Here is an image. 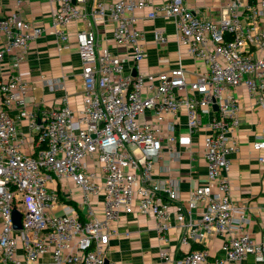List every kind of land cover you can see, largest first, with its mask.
Masks as SVG:
<instances>
[{
  "label": "built area",
  "instance_id": "built-area-1",
  "mask_svg": "<svg viewBox=\"0 0 264 264\" xmlns=\"http://www.w3.org/2000/svg\"><path fill=\"white\" fill-rule=\"evenodd\" d=\"M16 1L20 6L25 0ZM48 1L54 32L63 41L69 40L68 24L86 25L76 34L83 106L75 111L64 98L59 108H33L20 68L44 29L16 11L0 19V62L11 60L10 76L0 74V264H43L47 255L54 264H116L108 253L121 213L149 217L162 240L178 229L183 255L176 264H243L250 255L264 264V232L260 240L252 237L247 210L232 200L224 176L238 150L240 104L232 91L245 88L264 108V0H227L218 20L198 16L185 0H163L157 7L154 0ZM141 12L173 21L179 45L204 63L195 80L181 62L159 73L140 70L146 58ZM107 20L136 75L126 71L122 55L100 45L94 26ZM167 39L163 30L154 31L157 43ZM183 111L187 137L177 133ZM22 120L29 138L20 132ZM202 130L207 183L183 200L175 184L155 178V164L165 148L190 145ZM253 149L264 168V126ZM67 182L79 191V205L55 214L60 195L49 184ZM201 205L204 211L194 220L191 211ZM14 209L22 214L21 230L13 228ZM217 236L224 258L191 249L192 242L205 245ZM159 255L172 260L168 251Z\"/></svg>",
  "mask_w": 264,
  "mask_h": 264
},
{
  "label": "crops",
  "instance_id": "crops-1",
  "mask_svg": "<svg viewBox=\"0 0 264 264\" xmlns=\"http://www.w3.org/2000/svg\"><path fill=\"white\" fill-rule=\"evenodd\" d=\"M163 0H154V6H159ZM227 0H185L186 5L198 16L206 19L218 20ZM93 3L90 0V4ZM19 12L27 21L41 26L44 31L30 46L26 60L20 68V75L28 87L29 100L33 108H59L64 98H68L71 107L79 111L83 106L84 88L82 80V61L76 40V34L84 30L86 25L72 22L65 28L69 36L63 41L54 32L53 14L48 0H25L17 6L16 0H0V19L9 12ZM139 28L144 31L146 58L141 64L144 73H159L176 68L181 62L190 80H195L199 72L204 69V63L192 57L185 47H181L177 40V30L173 21L163 15L149 19L141 12ZM161 29L167 35V42L157 43L154 31ZM101 46L108 47L113 53L123 56L127 72H133L132 62L128 57V50L116 45L114 24L110 20L94 26ZM7 57L0 62V74L3 78L10 76ZM240 104V124L234 133L238 150L229 156L231 165L224 176L231 186V198L243 205L250 218L249 232L256 240H260L264 232V168L258 162L257 153L253 149V142L257 140L261 128L264 126V108L251 97L245 88L232 91ZM150 115V113H148ZM22 134L29 138L28 122H19ZM177 133L187 137V119L185 112L180 113ZM207 131L202 130L192 136L190 145L179 143L174 150L165 148L155 164V178L167 180L177 186L181 198L185 200L192 188L207 183L208 167L205 160L204 140ZM31 150L32 145L28 143ZM57 186L60 195V205L53 213L63 214L66 205L78 207L79 191L70 182L49 187L55 190ZM186 209V201H182ZM98 216L102 217L103 207L101 196L97 199ZM204 211L201 205L191 211L194 220L199 219ZM85 216V212L83 211ZM86 219V217H85ZM175 220H172L175 226ZM110 237V251L108 260L116 264H176L183 252L181 250L178 229H172L167 240H162L155 229L153 221L136 213H121L113 223ZM223 240L213 237L207 244L192 242L194 246L206 249L210 259L224 258L222 251ZM191 244V246H193ZM192 248V247H191ZM162 250L172 255L167 262L160 257ZM21 253V250L19 251ZM43 264H54L47 255L41 259ZM243 264H261L252 255Z\"/></svg>",
  "mask_w": 264,
  "mask_h": 264
},
{
  "label": "water",
  "instance_id": "water-1",
  "mask_svg": "<svg viewBox=\"0 0 264 264\" xmlns=\"http://www.w3.org/2000/svg\"><path fill=\"white\" fill-rule=\"evenodd\" d=\"M133 75H136V71L133 72ZM215 109H217L215 107ZM84 212H86V209H84ZM21 219H22V214L17 210H13V228L14 230H21ZM108 263V261L106 262Z\"/></svg>",
  "mask_w": 264,
  "mask_h": 264
},
{
  "label": "trees",
  "instance_id": "trees-1",
  "mask_svg": "<svg viewBox=\"0 0 264 264\" xmlns=\"http://www.w3.org/2000/svg\"><path fill=\"white\" fill-rule=\"evenodd\" d=\"M79 214H80V217H81V219L82 220H85V216H84V214H83V211H79ZM193 245V244H192ZM192 248V250H200V249H203L202 247L200 248V247H198V246H191Z\"/></svg>",
  "mask_w": 264,
  "mask_h": 264
}]
</instances>
